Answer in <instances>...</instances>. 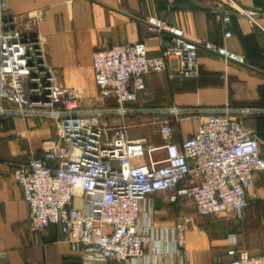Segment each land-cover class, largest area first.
Listing matches in <instances>:
<instances>
[{
	"label": "built area",
	"instance_id": "2783aa9c",
	"mask_svg": "<svg viewBox=\"0 0 264 264\" xmlns=\"http://www.w3.org/2000/svg\"><path fill=\"white\" fill-rule=\"evenodd\" d=\"M202 5L223 27L233 11L240 12L230 0ZM7 9L6 1L0 0V119L49 122L56 135L55 143L12 172L27 205L30 232L57 227L81 250L80 258L87 264H161L160 256L184 246L190 219L152 226L149 195L167 191L168 201L183 199L201 216L226 212L241 216L257 198L253 177L264 171V152L256 130L242 119L264 115V107H228L202 114L174 105L128 106L144 91L147 75L166 70L170 79L198 78L199 49L239 63L245 61L243 55L212 42L189 40L181 28L148 17L147 29L169 37V45L158 55L147 56L142 42L100 43L91 55L96 95L113 98L115 106L80 110L78 92L58 82L40 39L23 35L6 15ZM230 35L229 30L224 32L225 37ZM132 112L157 117L160 145L129 139L123 124L108 126L103 121L107 114L122 117ZM189 118L198 119L194 132L173 142L172 125ZM159 150L163 156L154 158ZM73 198L80 199L79 207H72ZM226 252L227 264H264V253L252 255L234 243Z\"/></svg>",
	"mask_w": 264,
	"mask_h": 264
},
{
	"label": "crops",
	"instance_id": "0c3cea01",
	"mask_svg": "<svg viewBox=\"0 0 264 264\" xmlns=\"http://www.w3.org/2000/svg\"><path fill=\"white\" fill-rule=\"evenodd\" d=\"M5 1L6 15L17 29L27 37L40 39L45 60L58 82L78 92L80 110L115 106L113 98L100 99L96 95L91 55L100 43L142 42L147 56H156L169 45V37H159L147 29L148 17L181 28L189 40L224 46L243 55L245 61H226L199 49L198 78L170 79L166 70L147 75L136 107L174 105L196 108L202 114L228 107H264V0H230L240 12L233 11L226 27L202 5L212 0ZM226 30L231 33L229 37L224 36ZM135 102L128 106H134ZM129 114L122 117L107 114L103 121L108 126L123 124L129 139L143 138L147 143L161 144L157 117ZM145 120L147 127L141 124ZM242 122L256 130L260 150L264 152V115L245 117ZM197 123V118L174 123L171 140L179 142L189 137ZM55 141V131L49 122L0 119V261L5 264H87L80 258L81 250L74 248L57 227L36 233L29 231L27 205L12 178L15 167L31 156H38ZM157 152L161 158L163 151ZM253 190L257 198L249 199L241 216L234 212L199 215L203 219L199 222L182 209L189 202L183 199L170 202L167 191L149 195L152 226H169L183 217L190 219L184 231V246L175 254L160 256L161 264H227L230 257L226 251L233 243L252 255L263 254L264 171L254 174ZM72 200L77 202L76 207L80 206V199Z\"/></svg>",
	"mask_w": 264,
	"mask_h": 264
},
{
	"label": "rangeland",
	"instance_id": "374dc122",
	"mask_svg": "<svg viewBox=\"0 0 264 264\" xmlns=\"http://www.w3.org/2000/svg\"><path fill=\"white\" fill-rule=\"evenodd\" d=\"M137 102H138V100L134 103L135 107L137 106ZM134 106H132V107L135 108ZM135 114H138V113L132 112V113L129 114V116L130 115H135ZM147 123H148L147 120L141 122V124L145 125L146 127L148 126ZM120 124H118V125H120ZM152 156L154 158H159L160 157V152H154ZM71 202H72V207H76L77 202L75 200L74 201L72 200ZM182 209L185 212H187L188 214H191L192 216H194L195 217V222L203 221V219L193 210V208L191 207L190 204H188L187 206L182 207Z\"/></svg>",
	"mask_w": 264,
	"mask_h": 264
}]
</instances>
